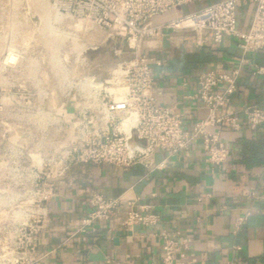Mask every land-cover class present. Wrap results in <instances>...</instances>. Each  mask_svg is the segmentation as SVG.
I'll use <instances>...</instances> for the list:
<instances>
[{
    "label": "crops",
    "instance_id": "crops-1",
    "mask_svg": "<svg viewBox=\"0 0 264 264\" xmlns=\"http://www.w3.org/2000/svg\"><path fill=\"white\" fill-rule=\"evenodd\" d=\"M221 0H192L162 14L165 23ZM253 12L250 0H239L238 27L246 30ZM192 30L167 31L147 42L145 53L153 63L155 91L161 105L175 104L185 123L205 115L195 100L196 77L205 71L228 72L240 56V40L197 47ZM250 64L241 71L232 97L236 111L245 105L264 109V78L251 65L264 66V50L248 55ZM242 117V113H237ZM220 139L228 150L227 161L212 167L199 143L171 158L163 170L153 172L140 164L127 169L102 165L73 166L58 182L49 201L48 221L39 234L43 251H55L39 264H163L161 234L179 233L187 241V257L175 264H264V125L239 131L222 130ZM163 154L154 155L158 162ZM99 192L120 197L123 204H148L160 216L155 227L135 225L125 229L117 218L96 223L95 231L67 241L88 211L87 198ZM254 194L255 198L251 197Z\"/></svg>",
    "mask_w": 264,
    "mask_h": 264
},
{
    "label": "built area",
    "instance_id": "built-area-1",
    "mask_svg": "<svg viewBox=\"0 0 264 264\" xmlns=\"http://www.w3.org/2000/svg\"><path fill=\"white\" fill-rule=\"evenodd\" d=\"M191 1L77 0L82 15L111 37L126 41L132 57L120 63L111 78L91 85V93L84 97L86 102L74 106L72 113H61L58 121L64 140L44 164L47 168L41 177L42 207L30 221L19 224L11 264H39L55 251L41 250L38 237L48 221L47 204L55 196L58 182L65 179L73 166L127 169L140 164L153 172L163 170L171 158L199 143L207 163L220 167L228 158V150L220 139L222 130L239 131L243 123L252 130L264 125V109L256 105H245L240 111L232 108L241 71L250 64L248 55L264 50V0H250L253 12L246 30L238 27L239 0H221L168 22H158L162 14ZM187 30L194 32L197 47L210 42L219 44L225 38L240 40V56L230 71L210 70L197 75L196 92L186 98L200 103L205 115L190 125L185 123L177 105L158 102L151 65L161 62L149 57L144 49L145 41L156 40L167 31ZM251 67L253 74L264 78V66ZM157 153L164 156L155 162ZM251 197L255 198L254 194ZM87 207L67 241L84 237L95 231L96 223L114 218L128 230L135 225L155 227L160 222L151 205L123 204L120 197H106L99 192L88 196ZM178 236L177 232L161 234L163 264L186 259L187 241H178Z\"/></svg>",
    "mask_w": 264,
    "mask_h": 264
},
{
    "label": "rangeland",
    "instance_id": "rangeland-1",
    "mask_svg": "<svg viewBox=\"0 0 264 264\" xmlns=\"http://www.w3.org/2000/svg\"><path fill=\"white\" fill-rule=\"evenodd\" d=\"M76 2L0 0V264H11L19 224L42 207L44 164L64 140L61 113L132 57Z\"/></svg>",
    "mask_w": 264,
    "mask_h": 264
},
{
    "label": "bare ground",
    "instance_id": "bare-ground-1",
    "mask_svg": "<svg viewBox=\"0 0 264 264\" xmlns=\"http://www.w3.org/2000/svg\"><path fill=\"white\" fill-rule=\"evenodd\" d=\"M12 58H13V57L11 56L10 59H12ZM13 59H14V58H13ZM13 59H12V60H13ZM12 60H10V61H12ZM106 80H107V79H106ZM99 84H100V83H99Z\"/></svg>",
    "mask_w": 264,
    "mask_h": 264
}]
</instances>
